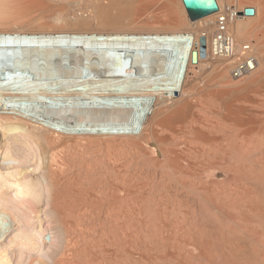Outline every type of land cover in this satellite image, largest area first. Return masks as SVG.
I'll return each instance as SVG.
<instances>
[{"label":"bare ground","instance_id":"obj_1","mask_svg":"<svg viewBox=\"0 0 264 264\" xmlns=\"http://www.w3.org/2000/svg\"><path fill=\"white\" fill-rule=\"evenodd\" d=\"M250 1L264 25V0ZM214 2L216 10L212 0H0V264H102L101 251L123 257L132 246L139 255L128 264H142L148 182L142 168L114 154L110 137L145 138L167 163L178 148L188 175L228 160L221 172L247 175L240 194L251 192L248 178L259 163L264 168V34L246 38L242 0ZM187 6L203 17L191 21ZM247 55L253 69L233 82L230 69ZM209 64L223 70L221 82L207 85L196 104L195 85L187 86ZM236 85L251 93L228 100ZM155 139L170 145L164 151ZM188 175L175 179L205 189ZM212 187L214 197L240 196L234 187ZM250 196L249 203L258 201ZM85 219L115 224L118 249L107 237L99 250L86 229L81 244ZM263 236L256 241L260 259Z\"/></svg>","mask_w":264,"mask_h":264},{"label":"rangeland","instance_id":"obj_2","mask_svg":"<svg viewBox=\"0 0 264 264\" xmlns=\"http://www.w3.org/2000/svg\"><path fill=\"white\" fill-rule=\"evenodd\" d=\"M242 1H243L244 8H243V10H240L238 12V14L244 15L243 18L245 20L249 19L248 20V21H250L249 26H248L249 30L247 29L248 34H247L246 38H248V40L249 39L252 40V39L256 38L257 34H259V35H260V33L264 34L263 33L264 32V28H263L264 25H261L259 23V19L257 17V9H256L257 7H256V4H254V1L253 2L250 1V3H248V0H245V1L242 0ZM187 13H188V11H187ZM71 14L74 15V12L71 11ZM188 16H189V13H188ZM202 17H199L195 20H192L189 16L191 21H197V20L201 19ZM254 20H255V22H254ZM261 23L263 24L264 22H261ZM260 25L262 26L263 29H261ZM262 30H263V32H262ZM244 40L245 39H242L241 41L244 42ZM204 57H205V55L202 58H204ZM193 61L195 63L198 62V53L196 51H194ZM232 68L230 69V72H229V79L231 78L232 81L234 82V79L236 77L234 78L232 75ZM221 71H223V70H221ZM221 71H219V69H213V71H212V66H211V64H209L207 68L204 67V70L202 72H200V76L198 77V79L191 81L190 84H188V86H187L188 88H190L192 85H195L194 90L196 93H194V96L196 99V101H195L196 104H199L201 100H204L205 97H207V94L205 93V91L207 92V88H208L207 85H209V84L217 85V86L220 85V83L219 84H217V83L219 81V78H220V82H221V75H222ZM263 78H264V76H262L260 78L261 81L264 80ZM237 79L238 78H236L235 81H237ZM213 83H215V84H213ZM262 83H263V81H262ZM262 83H261V85L264 84V83L263 84ZM222 87L224 88V86H222ZM236 87H239V85H236L233 89L232 88H229V89L234 90ZM253 88H255V86ZM243 89H239V91L235 89L234 92L232 91V93H230L231 91L230 92L228 91V96H226V97H229V99L228 98L227 99L230 100V99H233L236 97L238 98L241 95L245 94V92L248 91L247 88H245V89H247V91L243 90ZM197 92H199V93L197 94ZM249 92H250V90H249ZM249 92H247V93H249ZM199 95H201V96H199ZM195 99H193V101ZM235 111L236 110H234V112H230L229 117L227 116L226 119L232 120V117L234 118ZM246 111H245V113H241V114L245 115ZM247 112H249V111H247ZM241 114H239V115H241ZM161 117H163V115ZM110 139L111 140H110L109 147L114 152V154L116 152L117 154H120L123 158L127 159L128 161L130 160L129 161L130 165H133L135 167L137 166L138 168H142V172L145 174V176H144V174H142L144 176L143 178L145 179L144 181L148 182L147 188L145 189L144 194H143V196L145 198V201H144L145 202L144 203L145 208L143 209L144 210L143 211L144 212V221H143L142 230H141L142 242H143L141 245V247L143 248V249H141L142 250L141 255H143L142 256L143 259L141 258L142 264H179V263L180 264H211V263L212 264H217V263L218 264H234V263L235 264H264V259L263 258L260 259V257L258 256V255L261 256V253H259V251H257V250H259V247H260V245L257 243L258 242L257 240H259L264 235V223H263L264 220H262V219H264L263 218L264 217V214H263L264 213V211H263L264 210V193L262 191V189H263L262 186H264V170H263L264 168L262 169L263 165H261V163H259V165H257L258 171L255 172L256 174L252 175L250 177L251 179L248 178L249 181H253V182H251L250 188H249L251 192L250 193L248 192L249 194L247 193V195L246 194L241 195L240 193H242L244 191L243 183L246 182L245 178L247 175L246 176L245 175H233V173H231V171H227V169L222 170V172H221L220 168L223 165L226 166V164L229 163V161L227 159H226L227 160L226 162L224 161L225 163H223V162H220L219 164L216 163L214 165V167L212 166L211 168H206L208 166H205V167L202 166L203 168L201 170H199L198 172L195 171L196 172L195 174L191 173L193 175H191V174L188 175L187 173H185L184 170H182L183 168H181L183 166L184 167L186 166V161H185L184 157L181 156V153H179L178 148H176L177 153L175 152L174 154H175V156H180L182 158L179 157L177 159V157H176L173 160L172 156L174 154H170L169 156L171 158V162L167 163L166 158L163 155H159L158 153H155L152 151L151 146L148 143H146V141L144 140L145 138L140 139V138H133L131 136H126V137L125 136H117V137H110ZM154 141L157 142L156 144L158 145V147L160 149L163 148L164 151L167 149L166 146L170 145L166 142H165L166 144L164 142L162 143L160 140H157V139H155ZM103 145L106 146L105 143ZM175 159H177V160H175ZM179 159H180V162H178ZM182 159H183V161H182ZM172 160L174 162H172ZM171 163H173V167H170V166H172ZM174 164H176V165H174ZM216 165H217V167H215ZM218 167H219V169H218ZM213 168H215V169H213ZM259 168H261L262 170ZM174 169L180 170V171L179 170L176 171L177 175L174 174V173H176ZM216 169L220 170L221 173H217ZM162 173L163 174L167 173L169 175V177L171 178L172 182L170 180L169 183H167V179L164 178V176H161V177H163V178H161L159 175H163ZM185 174H186V176L188 175L189 179L193 178V180H195V181H197L199 179L200 181L205 182L204 186L206 184L208 186L206 185L205 189L203 191L201 189H198V188L195 189L196 187L195 188L192 187L191 182L190 181L188 182V179H187V186L188 187L183 188L182 186H180L178 184L179 180L176 181V179L180 178V177H185ZM196 175H198V176H196ZM235 176H237V177H235ZM238 176H243V177L238 178ZM256 179H257V181H256ZM199 180H198V182H200ZM214 180H216V182ZM209 181H211V182H209ZM221 182H222V184H221ZM255 182H256V184H254ZM165 183H167V184H165ZM214 183H216V184L219 183L220 187H226L227 189L234 187L239 192L240 196L237 199H229V197H226L227 194L225 195V193L224 194L221 193L222 195L219 194V196H221V197H219V196L214 197V195H213L214 192L212 191L213 190L212 186H214ZM252 185H254V186H252ZM205 190H206V192H205ZM250 195L254 196L253 199L258 198V201L255 200V201H252L249 203L246 199L248 198V196L251 197ZM201 196H204V197H201ZM159 199L164 201L165 203H162L159 206V208L157 209L155 207V204ZM240 199H241V201H240ZM242 199L246 200V202H245L246 204L244 203V201ZM155 200H156V202H155ZM222 200H223V202H222ZM238 207H239V209H238ZM155 208L159 211V212L158 211L156 212L157 215L154 213ZM163 208H165V209H163ZM243 209H245V212ZM258 209H260V210H258ZM164 211L166 212V215H168V217L165 219L162 216ZM258 211H260V212L258 213ZM149 213H150V216L152 215V218H150V216H148ZM153 213L155 214V216ZM257 214H258V216H257ZM255 215H256V217H255ZM259 216H262V219H260L261 217H259ZM259 219H260V222L258 223ZM86 220L87 219L83 220L80 223V226L83 225L81 227V229H84L83 235L80 237V240L83 239L81 241V244H82V242L85 241L84 238L87 237L86 231H88L89 233L93 234V236L95 235V238H96L95 241H96V243H98V249L99 250H102V248H99V247H103L102 244H105L106 243L105 239H108L109 237H110L111 241H112V239L114 240V243L112 241L113 246H111V248L118 249V243L119 244L121 243L120 238H119L120 235L118 234L120 229L115 224H113V223L110 224L108 222L110 224L109 225L105 221L95 220L96 223L93 222V224L88 225V223H86ZM149 222H151V223H149ZM244 225H245V227H244ZM254 225H256V226H254ZM89 227H91V228H89ZM147 227H148V229H147ZM108 228H109V230H108ZM85 229H86V231H85ZM254 235H256V237ZM114 236L116 237V239L113 238ZM227 238H229L230 240L229 239L227 240ZM263 238H264V236H263ZM86 240H87V238H86ZM230 241H232V242H230ZM255 243H256V246H254ZM224 245H226V246H224ZM257 245H259V246H257ZM114 246H116V247H114ZM127 250H130V251L128 252V254H125V255L123 254V257L120 256L119 250H117L116 254H111V255L115 256L116 258H118V260L115 259V257L112 258V256H107L106 252L101 251L102 253L100 256V260L101 261L103 260L102 264H111V263H113V264H128L129 261L134 262L135 259H137L138 255H139L137 253V250L135 251V247L133 248V246L129 247ZM233 251H234V253H233ZM103 253H105V254H103ZM219 255H221V256H219ZM256 257H258L259 259ZM26 258H28V257H26ZM119 259H121V260H119ZM256 259L259 260V263H258V261H256Z\"/></svg>","mask_w":264,"mask_h":264},{"label":"built area","instance_id":"obj_3","mask_svg":"<svg viewBox=\"0 0 264 264\" xmlns=\"http://www.w3.org/2000/svg\"><path fill=\"white\" fill-rule=\"evenodd\" d=\"M254 63L255 58L252 55H247V57H238L232 68V75L236 78L243 76L247 71L253 69Z\"/></svg>","mask_w":264,"mask_h":264},{"label":"water","instance_id":"obj_4","mask_svg":"<svg viewBox=\"0 0 264 264\" xmlns=\"http://www.w3.org/2000/svg\"><path fill=\"white\" fill-rule=\"evenodd\" d=\"M212 1H213V8L216 10L217 9V6H216L214 0H212ZM187 8H188V6H187ZM188 12H189V16H190V18L192 20H195V19H197L198 17H200L201 15L204 14L203 11H199V10H189V8H188ZM200 55L202 57L205 55V45H204V41H202L201 46H200Z\"/></svg>","mask_w":264,"mask_h":264}]
</instances>
